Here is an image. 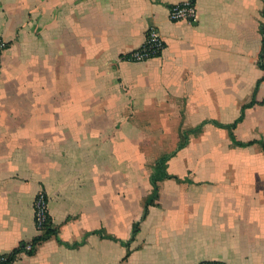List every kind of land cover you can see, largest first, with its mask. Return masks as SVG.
<instances>
[{"label": "crops", "instance_id": "crops-1", "mask_svg": "<svg viewBox=\"0 0 264 264\" xmlns=\"http://www.w3.org/2000/svg\"><path fill=\"white\" fill-rule=\"evenodd\" d=\"M0 39V259L264 264V0H0Z\"/></svg>", "mask_w": 264, "mask_h": 264}, {"label": "built area", "instance_id": "built-area-1", "mask_svg": "<svg viewBox=\"0 0 264 264\" xmlns=\"http://www.w3.org/2000/svg\"><path fill=\"white\" fill-rule=\"evenodd\" d=\"M196 16L194 2L173 5L170 7L169 17L173 22L192 21ZM166 44L161 36L160 31L152 27L147 31L145 44L137 51L130 54L129 59L136 62H144L151 58L158 57L165 50ZM6 44L0 39V67L3 52ZM261 64L264 67V48L261 55ZM48 199L44 193L39 194L35 201V224L39 233H42L49 218ZM0 264H7L6 259H0Z\"/></svg>", "mask_w": 264, "mask_h": 264}, {"label": "trees", "instance_id": "trees-1", "mask_svg": "<svg viewBox=\"0 0 264 264\" xmlns=\"http://www.w3.org/2000/svg\"><path fill=\"white\" fill-rule=\"evenodd\" d=\"M253 143L254 142H250L248 145H251ZM238 144L241 146L245 145L242 143H238ZM184 145H185L184 143L181 144L180 148L184 147ZM168 158H169L168 156L161 158L159 160L157 166H156V168H157L156 172H155V174H153V176L151 178L152 184L154 186V193H153L152 197L148 200L145 213L148 211L149 206L153 205L155 200L158 198V182L169 177V175L167 174L166 169H165V165H166ZM56 233H57L56 230L52 228V221H51V217L49 216L47 223L45 224L43 232L41 233V235L39 237H37L33 240V244L36 245L37 243H39L41 241L47 240L50 237L56 235ZM21 249L22 248H20L19 250H16L10 257L6 258V263L10 264L14 260L16 254Z\"/></svg>", "mask_w": 264, "mask_h": 264}, {"label": "rangeland", "instance_id": "rangeland-1", "mask_svg": "<svg viewBox=\"0 0 264 264\" xmlns=\"http://www.w3.org/2000/svg\"><path fill=\"white\" fill-rule=\"evenodd\" d=\"M183 137H185V136H181V138H183ZM186 137L188 138V136L186 135ZM150 139H154V138H156V136H154V135H152V136H150L149 137ZM165 143H166V146H167V150L166 151H168L169 152V154L167 155V156H169V159L170 158H172L173 157V154L174 153H176L175 151L174 152H171L170 151V148L171 147H174V141H173V136H165ZM187 141V140H186ZM188 142V141H187ZM144 153V152H143ZM160 153V152H159ZM198 152H193L192 154H197ZM203 155H204V153H206V152H201ZM154 157V155H151V158H153ZM167 164H168V160H167V162H166V165H165V169H167ZM156 167H154V171L156 172Z\"/></svg>", "mask_w": 264, "mask_h": 264}]
</instances>
